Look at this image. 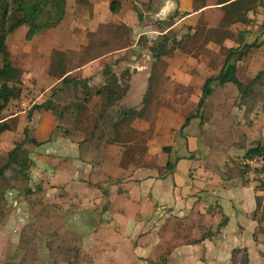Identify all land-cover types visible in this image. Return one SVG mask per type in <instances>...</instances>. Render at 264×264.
Wrapping results in <instances>:
<instances>
[{"label":"rangeland","instance_id":"374dc122","mask_svg":"<svg viewBox=\"0 0 264 264\" xmlns=\"http://www.w3.org/2000/svg\"><path fill=\"white\" fill-rule=\"evenodd\" d=\"M88 1L87 6H82L67 0L65 19L53 31L26 40L28 28L22 26L7 37V50L23 74L20 97L0 114L11 127L0 136V167L16 143L25 137L45 141L54 129L51 140L59 137L78 145L85 140L79 145V158L84 163L88 160L97 173L86 176L79 165L77 175L74 174L73 194L66 193L63 186H52L60 160L42 155L40 146L25 143L19 157L27 156L26 167L12 165L0 178V264H74L73 253L78 249L75 236L81 232L75 234L67 222L74 212L81 213L78 223L101 220L98 212L95 217H84L86 207L98 206L91 193L88 195L93 183L103 180L105 185L108 180H120L127 187L137 169L161 163L160 158L166 153L162 149L171 148L167 134H178L186 117L195 115L205 80L218 76L228 48L237 46L229 41L223 46L206 44L199 37L197 43H187L182 49L176 47L156 61L148 48L160 32L182 42L189 35V28L194 31L198 25L204 36L213 37L220 31L222 11L220 16L216 7H208L182 19L187 14L183 11L184 0H119V11L113 14L109 10L112 0ZM239 28H245L247 44H257L244 60L237 61L243 85L252 80L244 76L248 69L249 74L262 72L254 87L256 93H252L253 98L246 96L248 89L246 95L234 98V85L221 87L213 82V95L206 106L213 105L220 92L226 96L227 104L264 102V10L258 8L250 25ZM59 56L67 69H74L71 76L88 79V86L93 89L104 84L102 71L107 65L117 76L129 72V79L124 80L128 86L126 94L112 109L140 110L141 116L132 122L129 140L109 144L112 131L104 126L96 130L102 106L99 100L74 115L65 114L59 121L50 111L36 112L27 118L31 107L45 102L54 89L57 95L53 101L58 108L71 104L76 96L81 97L80 87L58 91L60 80L48 73L52 60ZM183 79L188 83H183ZM125 141L129 143L124 144ZM102 197L97 198L101 204ZM102 208L99 205L97 209Z\"/></svg>","mask_w":264,"mask_h":264},{"label":"crops","instance_id":"0c3cea01","mask_svg":"<svg viewBox=\"0 0 264 264\" xmlns=\"http://www.w3.org/2000/svg\"><path fill=\"white\" fill-rule=\"evenodd\" d=\"M211 2L208 7L220 14ZM184 5L190 13L184 17L193 16L192 0ZM238 65L235 76L241 82ZM256 75L248 69L244 76ZM254 87L246 96L254 97ZM232 96H241L237 88ZM226 99L220 92L213 105L204 102L190 116L182 131L167 134L171 148L161 163L137 169L129 186L120 180L93 183L88 195L98 206L86 207L84 217L98 212L101 220L78 223L81 213L74 212L67 222L75 234L81 232L74 235V264H264V186L239 168L246 152L264 141V102L227 104ZM53 130L45 141H36L42 155L60 160L52 186L73 194L79 165L86 176H96L97 170L79 158L77 143L49 139Z\"/></svg>","mask_w":264,"mask_h":264},{"label":"trees","instance_id":"16d2710c","mask_svg":"<svg viewBox=\"0 0 264 264\" xmlns=\"http://www.w3.org/2000/svg\"><path fill=\"white\" fill-rule=\"evenodd\" d=\"M75 1L82 6L89 4L88 0ZM210 1L222 11V17L219 21L220 31L215 36H204L203 28H199L196 25L194 31L193 28H189V35L184 40H181L182 42H178L175 38L171 40L165 31H162L159 37L148 48L153 58L156 61H160L165 53H170L176 47L185 48L187 43L195 44L198 42L199 37L203 38L206 44L213 43L223 46L225 41H229L237 45L235 48H228L218 76L209 77L205 80L201 87V98L197 103V109H200L205 99L212 95L213 89L211 84L213 82H216L220 86L232 83L242 96L246 95L247 90L253 84H256L262 76V72H258L252 80L243 85L235 76V62L244 60L249 51L257 46L255 42L251 44L245 42V28L240 29L239 27L249 26L258 8L264 10V0H192V12H201V10L209 6ZM119 8V0H112L110 2L109 10L111 13H117ZM66 13L67 0H0V114L7 109L12 101H16L20 97L22 85L23 71L13 63L10 52L6 47L7 37L22 26L28 28L26 40L32 39L37 34L53 31L64 21ZM187 15L189 14L187 13L184 16ZM171 44H174L172 50ZM73 70L67 69L65 60L62 56H59L52 60L48 73L60 80L61 86L58 88V91L68 87L77 90L80 87L81 97L76 96L75 101L71 102V104L58 108L53 101L57 95L54 89L45 102L31 107L27 118L30 119L36 112L43 113L50 111L54 113L55 119L59 121L65 114L74 115L79 111L85 110L93 101L99 100L102 102V106L98 112V120L95 125L96 130H100L99 126H104L112 131L109 144L119 141L120 144H123L122 140H129L133 132L132 122L141 116L140 110L132 107L112 112V109L118 105L126 94L128 86L124 83V80L129 79V72L125 71L120 76H117L110 66L107 65L102 71L104 84L100 88L93 89L88 86V79L71 76L70 73ZM189 121L190 118L185 119L184 124L180 127V131L188 125ZM10 129V125L0 118V136L4 132L10 131ZM65 132L66 134L70 133L68 129ZM84 141L82 140L79 145L84 144ZM125 142L124 144L129 143L128 141ZM263 142L259 141L254 147L249 149L243 156L242 162L244 163L253 156L259 155ZM25 143L36 146L41 145L40 142L28 137H25L21 143H16L15 147L8 152L6 163L0 167V178L4 176L5 171L10 169L12 165H19L22 168L26 167L27 156L19 157L21 147ZM168 149L163 148L162 151H167ZM239 168L242 174L247 176L248 170L245 164L240 165Z\"/></svg>","mask_w":264,"mask_h":264},{"label":"built area","instance_id":"2783aa9c","mask_svg":"<svg viewBox=\"0 0 264 264\" xmlns=\"http://www.w3.org/2000/svg\"><path fill=\"white\" fill-rule=\"evenodd\" d=\"M244 164L248 170V179L255 184L264 186V142L261 153L246 160Z\"/></svg>","mask_w":264,"mask_h":264}]
</instances>
